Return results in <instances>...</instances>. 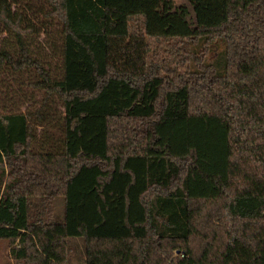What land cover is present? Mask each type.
Returning a JSON list of instances; mask_svg holds the SVG:
<instances>
[{"label": "trees", "instance_id": "1", "mask_svg": "<svg viewBox=\"0 0 264 264\" xmlns=\"http://www.w3.org/2000/svg\"><path fill=\"white\" fill-rule=\"evenodd\" d=\"M24 1L0 0L16 45L0 69L42 94L0 112L10 256L69 264L79 237L82 264H264V0ZM40 13L60 25L59 45L48 34L53 50L36 51L46 66L27 38ZM134 13L148 37L135 72L109 40Z\"/></svg>", "mask_w": 264, "mask_h": 264}, {"label": "rangeland", "instance_id": "2", "mask_svg": "<svg viewBox=\"0 0 264 264\" xmlns=\"http://www.w3.org/2000/svg\"><path fill=\"white\" fill-rule=\"evenodd\" d=\"M19 1L20 6L22 7L25 3L24 0ZM175 3L183 2L184 0H174ZM33 3V8H41L42 12L50 8L49 5L44 3L42 0H32L30 6ZM221 14H217L214 19H220ZM36 23L37 32L31 36H27L28 41L30 42L32 49V56L40 58L46 66V60L52 58L54 55L45 57L38 53H42L46 47L49 48L51 52L53 49L48 45L53 39L55 46H58L59 43V31L60 25L58 22L53 19H46L40 13L39 20H34ZM124 26L120 32L111 31L109 35V40L116 48L114 49V56L117 58L112 64L120 69H128L132 71H139L143 68L147 60V47L145 45L147 37V19L143 13H134L127 16L126 21H123ZM48 27L47 32L44 31V27ZM3 26L0 24V51H8L14 54L16 49L15 40L12 36V33L9 31H3ZM52 35V39L49 35ZM130 34V36H128ZM33 37V38H32ZM26 38V40H27ZM57 43V44H56ZM190 49H194V45L189 46ZM219 48V47H218ZM38 50V51H37ZM216 51L209 53V60L213 57H216ZM36 51L38 53H36ZM46 53V50L45 52ZM39 55V56H36ZM14 71L19 73H13L10 67H3L0 69V112H10L18 109H28L34 110L39 107L41 92L36 89H32L29 86V82L35 81L38 79L35 75L23 72ZM35 76V77H34ZM49 114L58 113L61 111V107L55 101L50 104V108L45 110ZM34 147H38V143L34 144ZM62 208V201L58 199L56 202V212H60ZM68 263L69 264H82V259L84 257V243L83 240L79 237H71L68 240ZM10 246L9 242L5 239H0V264H22L21 262L16 261L10 256L9 252Z\"/></svg>", "mask_w": 264, "mask_h": 264}]
</instances>
